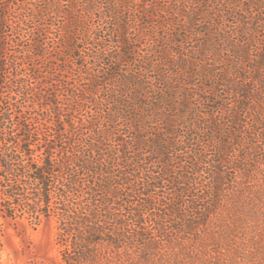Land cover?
<instances>
[{
  "label": "trees",
  "instance_id": "trees-1",
  "mask_svg": "<svg viewBox=\"0 0 264 264\" xmlns=\"http://www.w3.org/2000/svg\"><path fill=\"white\" fill-rule=\"evenodd\" d=\"M65 9L90 111L54 143L29 118L12 135L2 114L0 264L5 223L51 219L62 264H264V0Z\"/></svg>",
  "mask_w": 264,
  "mask_h": 264
},
{
  "label": "rangeland",
  "instance_id": "rangeland-1",
  "mask_svg": "<svg viewBox=\"0 0 264 264\" xmlns=\"http://www.w3.org/2000/svg\"><path fill=\"white\" fill-rule=\"evenodd\" d=\"M41 1L0 0V14L5 13L6 17L0 19V29L8 64L6 79L0 77L4 83L0 89V118L8 112L11 122L1 128L8 127L12 135L19 134L21 123L29 118L40 136L45 134L54 143L60 130L62 133L69 130L67 121L77 125L90 110L78 104L77 95L86 89L85 82L76 64L68 58L57 32L59 16H63V8L71 0L52 2L44 16L39 15ZM35 14L40 17L32 21L30 15ZM161 34L162 30L158 29L156 38ZM83 104H87L85 99ZM23 225L5 223L7 236L2 264H62L55 220L42 221L35 228L26 221Z\"/></svg>",
  "mask_w": 264,
  "mask_h": 264
}]
</instances>
